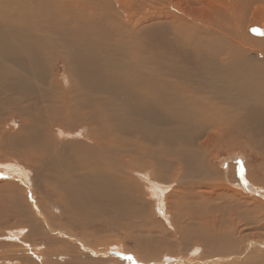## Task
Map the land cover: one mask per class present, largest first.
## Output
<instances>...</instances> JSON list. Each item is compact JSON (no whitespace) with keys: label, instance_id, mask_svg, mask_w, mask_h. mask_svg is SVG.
<instances>
[{"label":"bare ground","instance_id":"bare-ground-1","mask_svg":"<svg viewBox=\"0 0 264 264\" xmlns=\"http://www.w3.org/2000/svg\"><path fill=\"white\" fill-rule=\"evenodd\" d=\"M250 29L264 34V0H0V166L31 183L33 204L51 205L42 212L49 227L28 211H16L18 222L7 221L5 234L0 231L7 240L1 248L34 238L36 243H27L28 264H127L95 251L96 240L85 241L54 222L83 230L77 223L81 204H100L118 222L140 218L149 190L164 210L171 207L162 214H173L184 248L207 246L215 254L207 261L153 264H215L228 249L239 253L236 264H264V240L249 241L241 251L248 218L263 221L264 204H223L222 195L230 193L208 189L217 182L212 160L231 146L253 159L242 186L264 192V35ZM60 63L65 87L55 71ZM194 76H206L227 98L205 92ZM12 121L19 125L9 128ZM226 175L218 176L228 180ZM202 178L201 184L191 182ZM18 190L0 181L1 211L6 204H25ZM167 237L158 236L156 251L152 240H135V255L119 240L107 247L142 264L161 249L171 252ZM4 260L19 264L7 255Z\"/></svg>","mask_w":264,"mask_h":264},{"label":"rangeland","instance_id":"rangeland-1","mask_svg":"<svg viewBox=\"0 0 264 264\" xmlns=\"http://www.w3.org/2000/svg\"><path fill=\"white\" fill-rule=\"evenodd\" d=\"M249 31H250L251 35H254V36L259 37V38L261 37V39H263L262 35H264V34L260 30H258V29H250ZM251 56L253 58H256L257 57V53L253 52V53H251ZM262 57L263 56L260 55L258 57V59L261 60ZM57 66L58 67L55 69V71H57V73H58L59 81L62 84V86H64V85L66 86L67 85L66 84L67 80L65 78V74H66L65 67H64V65L62 63L58 64ZM192 78L194 79V81L196 83L198 82L197 85H199V86H201V88L205 89L204 90L205 92L213 93L215 91V93H219L220 94V92L217 89L214 88L215 85L213 84V82H210L209 80H205L206 76L203 77V78H199V77L197 78V77L194 76ZM220 95L223 96L222 98H227L226 94H220ZM205 96H208V95H205ZM18 125H19L18 121H15V122L12 121V122H10V126H8V127L9 128H16ZM55 132L58 133L56 129H55ZM166 146H169V144H166ZM186 147H187V149H192V146L190 144L189 145L186 144ZM227 147H229V148H224L223 147L224 149L221 150V152H219V155H218L219 157H217L216 159L212 160V162H213L212 168L214 169V172H215L214 175L212 176V178H215V180H217V182L213 183V185L211 184V186H208V189L211 190L212 192H214V194H216V192L218 191L217 189H219V190H221V189L222 190H227V192L230 193L231 197L230 196L226 197V196L222 195V197H224L222 199L223 204H229L230 203L232 206H234V204H237L238 202H241V199H242V202L238 203V204H253L254 201H255L256 204L257 203L258 204H264V197H263L264 192L263 191L259 190V192H257V193H254V192L251 193V191L249 190V187H248L249 185L247 186L248 187L247 188L245 186H242V184H241V183H244V182H241V180L242 181L246 180L245 177H244V173L246 171L248 163L251 164L253 162L252 158L250 159V161H249V159L246 158V156L248 155L249 152L248 153H244V152L241 153L236 148L235 149L231 148V146H227ZM169 148H171V146ZM221 149H222V147H221ZM217 150H220V148H217ZM256 153H258V151L255 152V154H254L255 156H256ZM240 154H241V156H240ZM238 155H239V157H238ZM254 155H252V157ZM10 159L11 158H8V159H6V161L10 160ZM4 161H5V159H4ZM228 168L229 169L232 168V169L236 170V174H237L236 177H237V179H239V181L233 179V178H236L235 176H229L230 173H229ZM7 170H8L7 168H5L3 166H0V175L1 174L2 175H4V174L6 175V178L4 176H0V181L3 182V183H5L6 181H11V182L15 183L16 188H18L19 189L18 191L21 192V193L19 192L20 195L22 194L21 195L23 197L22 200H24L25 204H21V205L18 204L19 208H17L18 206L13 204L17 209L12 208V204H10V205L6 204V205H4V207H5L4 210L1 211V209H0V211H1L0 212V231L5 234V232L7 230L5 224H6L7 221L8 222H12V223L18 222L19 213H17L16 211L19 212L20 210H24L25 212L28 211V212H26V214L28 216H30L31 218L35 216L36 218L34 217L32 219H37L38 221L41 220L40 222L42 223V225L44 227L48 226V223H46L47 220L44 221V216L45 215L42 214V212H44V208L47 210V208H50L51 205L50 204H33L34 201L32 199H33V193H34L35 190L32 189L31 183L28 182V180L23 178V177H20L18 175L14 176V175L8 173L11 170H9V171H7ZM221 172H223L224 175L227 174L226 176L227 177L229 176L231 178L228 177L227 178L228 180H224V179L220 180L218 175H221ZM239 176H241V178L243 176V178L241 179V178H239ZM261 178L262 177H259V178H257V180L259 181ZM139 180L147 185V182L143 181V179H141L140 177H139ZM226 181H228V182H226ZM231 181L236 183V186L234 184H232ZM185 182L188 183V181H185ZM191 182H194V183L197 182V184H201V183H198V182H205V180L203 181V178L202 179H194V181H191ZM245 185H247V183H245ZM213 189L214 190L216 189V191H214ZM230 189H232L234 191H238V193L240 192L241 196H238V195L234 196ZM260 193H261V195H259ZM165 196H167V193H166ZM238 197H241V198H238ZM34 199L37 200V197L35 196ZM143 199H144V201L141 200V202H143L147 206V208H145V211H144L145 213L139 215L140 218L137 217V216H135V217H123V219L120 222H118L117 219H114L111 216V214L113 212L105 211L101 207L100 204H89L86 207H85L84 204H81V206H82L81 209H79V211H77V213L79 214L77 216H79L81 219H80V221L78 219L77 223L79 224L80 228H82V227L84 228V229L82 228L83 230H80V229H78V230L69 229V228H72L71 225H73V224L68 223V221L66 222L65 220H57L54 223L59 225L58 227L60 229H65V230L67 229L68 231H71V233L74 234V235H76V234L85 235L86 238H81L79 236L81 239H83L85 241H86L87 238H89L90 242H92L93 240H96V242H97L96 245L98 246L97 249H99V248L100 249L99 250H95V251L101 252V253H106L108 257H113V258L118 259V260L120 259V261L126 262L127 264H133L132 262H134V260H135V263L138 264L139 260L137 261L136 258L135 259L133 258L134 256L132 257L130 255V257L133 259L132 261H130V259H127V256H129L128 254L126 255V257H124L121 254H119L120 252L118 250H114V248H112V247L108 248L107 247L108 242H110L112 240L113 241H118L119 240L122 243H125V246L127 248H129V250L130 249H134V251H132V250H130V251L134 252V255H135V252L138 253L140 251L139 250L140 248L135 246L136 245L135 240L138 241V242H141V241L142 242L143 241H145V242L147 241L148 242V241L152 240L149 244H151L153 246H154V244L157 245V246H155L154 249L152 247L153 251H156L155 250V249H157L156 247H158L160 245L158 241H159V239H161V238H158V236L159 235L168 234L169 237H167V239H165V240L167 241L168 238L170 239V240L167 241L168 244L170 243L167 246V248L171 252L170 253L169 252L165 253L161 249L160 250L161 252L160 251L158 253L155 252V255L152 254L150 256V259L148 260L149 262L145 261L144 259L146 257H144L143 260H141L143 262L142 264H144V263L145 264H148V263L149 264H153L154 262L165 263L166 261L174 260V259H177V258L190 259V260H192L191 261L192 263L194 261H197L198 259L202 260V261L215 259V254L211 253L210 250L207 248V246H205L204 248H201V250H199V248L192 249L191 247L184 248L185 245H183L182 243L179 242L180 236H179V230L178 229H180V228L178 227L177 229H175L176 225L174 226V224H173V220H174L173 214L172 215L168 214V218L167 219L164 216V214H162L166 210L168 212L169 207H170L168 204H166V205H168V209L164 210V208L161 207V199L159 197H154L149 190H147V192L146 191L144 192ZM235 199H236V201H235ZM232 201L234 203H232ZM210 203L214 204V206H215L216 204H220V199H215V200L211 199ZM95 205H97V206H95ZM94 206H95V208H94ZM97 207H99V208L97 209ZM149 209H150V211H149ZM90 210H92L93 212L90 211ZM85 211H87V212H85ZM101 211H102V214H101ZM259 212L262 213L263 218H264V208H263V206L260 207ZM39 213L42 214V216H40ZM58 213H60V211ZM146 213H148V214H146ZM101 215H106V216L105 217L102 216V219H101ZM95 216H97V217H95ZM107 216H109V217H107ZM147 217H151V218H147ZM109 218H110V220H109ZM130 218H132V219L130 220ZM253 220H254L253 215L250 218H248V221H249L250 224L246 227V229L247 228H249V229H247V231L245 232V235L248 237V239L244 240L242 242L243 245H242V248H241L242 250L241 251H244L245 249H247L249 241H252V240L263 241L264 240V236H263L264 235V224H263L264 220L263 221H257V222H253ZM43 221H44V224H43ZM82 221H83V223H82ZM259 222H261L262 224L261 223H260L261 225L258 224ZM138 223H139V226H142L141 228H139ZM254 223H255V225H254ZM122 224H124V225H122ZM131 224H134V225H131ZM194 224H195V226L197 225L196 228L199 227L197 229L204 230L203 227H201L200 224L197 221H195ZM103 225H104V227H103ZM135 226H137V227H135ZM19 227H22V226L19 225ZM19 227L16 226V227H11V228L12 229H15V228L18 229ZM144 227H146L147 230ZM199 230H196V231L200 232L201 230L200 231ZM162 231H164V232H162ZM89 235L91 237H88ZM53 237H55V236L53 235ZM130 237H131L132 241L128 240ZM75 239H78V238H75ZM154 239L157 240V243H154ZM2 241H7V240H5V238H2V239L0 238V242H2ZM60 241H62V240H60ZM9 242H12V241H9ZM13 242H15V244L18 245L17 248L12 249L10 246H7L6 248H1L4 245L0 244V255H1L0 258L6 259V255H7L8 259H13V258L18 259L19 260V264H28L29 262L26 263L27 261L26 262L24 261V256H26V257L27 256H31L32 257L31 250H29V249H31V246L28 245V244L29 243L30 244L36 243L34 238H30L28 240V242H27L28 244L20 242L17 239L15 241H13ZM191 243L195 244L196 242L193 241ZM55 244L57 245V248L65 247V245L62 244V243H55ZM227 244L228 243H226V245ZM229 244H231V243H229ZM222 245H225V244L222 243ZM259 247H261V246H259ZM254 248H258V244H256V246ZM2 250H3V252H2ZM189 250H191V251H189ZM228 250L230 251L231 249H228ZM228 250H227V252L225 251L222 254H218L217 255V256H221V258L223 260L221 259L222 261H219V263H215V264H236V263H238L237 261H239V263H241V258L237 259V260H234V256H237V254H239V253H236L235 251H233V252L230 251L229 252ZM259 250H261L260 252L263 253L264 252V246H262V248H259ZM202 251H204V253H202ZM117 252H119V253H117ZM164 253H165V255H164ZM159 254H160V256H159ZM166 255H170L172 257L165 258V257H167ZM92 257H96V256H92ZM4 259H3V261H5V263H3V264H8V261H6ZM34 261H35V259H34ZM15 262H18V261H13V264H16ZM194 264H197V263H194ZM202 264H204V263H202ZM209 264H214V263L210 262Z\"/></svg>","mask_w":264,"mask_h":264}]
</instances>
